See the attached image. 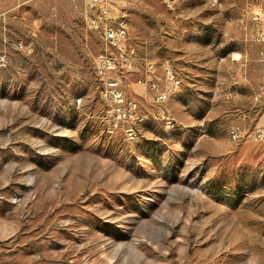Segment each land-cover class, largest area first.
<instances>
[{
  "label": "rangeland",
  "instance_id": "obj_1",
  "mask_svg": "<svg viewBox=\"0 0 264 264\" xmlns=\"http://www.w3.org/2000/svg\"><path fill=\"white\" fill-rule=\"evenodd\" d=\"M115 1L163 105L100 75L86 0H0V264H264V0Z\"/></svg>",
  "mask_w": 264,
  "mask_h": 264
},
{
  "label": "built area",
  "instance_id": "obj_2",
  "mask_svg": "<svg viewBox=\"0 0 264 264\" xmlns=\"http://www.w3.org/2000/svg\"><path fill=\"white\" fill-rule=\"evenodd\" d=\"M114 3L115 0H86L82 12L87 27L101 35L104 54L99 57L97 68L103 79L111 73H135L139 62L136 50L129 43L126 9L115 8ZM144 72L145 77L139 79L137 85L143 86L152 93L157 104H165L168 95L172 94L180 84L173 69L169 66L165 67L163 85L156 63L145 61ZM101 96L105 101L117 105L119 120L137 119V106L132 102L126 103L120 80L107 79ZM233 134L235 141L240 139L239 132L233 130ZM130 135L133 136L132 131ZM250 138L255 142H262L264 130L257 129Z\"/></svg>",
  "mask_w": 264,
  "mask_h": 264
},
{
  "label": "crops",
  "instance_id": "obj_3",
  "mask_svg": "<svg viewBox=\"0 0 264 264\" xmlns=\"http://www.w3.org/2000/svg\"><path fill=\"white\" fill-rule=\"evenodd\" d=\"M115 2H116V1H115ZM120 3H122L123 6L126 5V3H125L124 1H121ZM126 13H127V12H126ZM127 16H128V13H127ZM141 59H142V58H141ZM138 60H139V62H138L139 66L137 65V69H136L135 73L140 74L141 69L143 70V72L145 71V66H140V65H143V64L141 63V60H140L139 57H138ZM145 61H152V60L145 59ZM144 64H145V63H144ZM144 73H145V72H144ZM143 90L147 91L145 88H144ZM147 92H148V91H147Z\"/></svg>",
  "mask_w": 264,
  "mask_h": 264
},
{
  "label": "bare ground",
  "instance_id": "obj_4",
  "mask_svg": "<svg viewBox=\"0 0 264 264\" xmlns=\"http://www.w3.org/2000/svg\"><path fill=\"white\" fill-rule=\"evenodd\" d=\"M169 96H171V94L170 95H168V98H169ZM168 98H167V100L166 101H168ZM233 135V134H232ZM233 138V137H232Z\"/></svg>",
  "mask_w": 264,
  "mask_h": 264
}]
</instances>
